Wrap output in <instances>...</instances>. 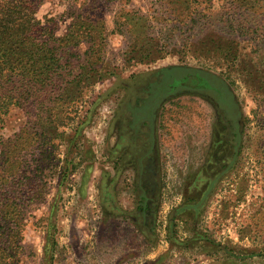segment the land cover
<instances>
[{
	"label": "rangeland",
	"instance_id": "rangeland-1",
	"mask_svg": "<svg viewBox=\"0 0 264 264\" xmlns=\"http://www.w3.org/2000/svg\"><path fill=\"white\" fill-rule=\"evenodd\" d=\"M36 1L64 67L3 85L7 264H264V0Z\"/></svg>",
	"mask_w": 264,
	"mask_h": 264
},
{
	"label": "trees",
	"instance_id": "trees-1",
	"mask_svg": "<svg viewBox=\"0 0 264 264\" xmlns=\"http://www.w3.org/2000/svg\"><path fill=\"white\" fill-rule=\"evenodd\" d=\"M35 2L37 1L0 0V118L8 112L12 104H18L20 100L19 97L4 89L3 85L8 80H13L14 83L22 80L29 89H34L37 85H48L54 73L64 67L62 63L64 55L60 56L55 45L50 42L57 39L54 33L55 28L42 25L37 19ZM80 17L82 14L76 16V18ZM81 38L82 36L79 35L73 36L71 40L65 38L66 50L76 46ZM19 87L14 86L20 94L22 91ZM8 143L3 146L6 151L10 145L16 143V140L14 142L9 140ZM34 160L33 158L31 162L33 163ZM28 162L29 160L21 157L6 186L9 195H0V237L6 236V242H0V264L10 263L18 252L16 250L14 253L13 250L21 247L20 244L15 247V242L18 241L15 237L21 232L22 223L19 222L22 205L20 204L18 209L9 213L6 206H12L16 202L15 198L11 200V195L16 188L25 184L31 194L26 196V200L31 201L36 194L34 184L31 181L24 183L21 177L23 167ZM2 164L4 162L0 166ZM32 190L35 191L32 192ZM15 204L18 205L17 202ZM9 235L15 237L10 238Z\"/></svg>",
	"mask_w": 264,
	"mask_h": 264
},
{
	"label": "water",
	"instance_id": "water-1",
	"mask_svg": "<svg viewBox=\"0 0 264 264\" xmlns=\"http://www.w3.org/2000/svg\"><path fill=\"white\" fill-rule=\"evenodd\" d=\"M174 82L175 84L173 85V87L179 84L190 85L193 87L208 85L207 79L205 77H202L198 73H187L186 75L175 79Z\"/></svg>",
	"mask_w": 264,
	"mask_h": 264
},
{
	"label": "flooded vegetation",
	"instance_id": "flooded-vegetation-1",
	"mask_svg": "<svg viewBox=\"0 0 264 264\" xmlns=\"http://www.w3.org/2000/svg\"><path fill=\"white\" fill-rule=\"evenodd\" d=\"M135 162L136 159H135ZM142 162H144V165L148 166V165H151V159H148L147 161L144 159ZM142 173H140V181L143 180V181H147V179L149 180L151 177H152V174H150L149 172L147 171H144V173L141 175Z\"/></svg>",
	"mask_w": 264,
	"mask_h": 264
},
{
	"label": "crops",
	"instance_id": "crops-1",
	"mask_svg": "<svg viewBox=\"0 0 264 264\" xmlns=\"http://www.w3.org/2000/svg\"><path fill=\"white\" fill-rule=\"evenodd\" d=\"M130 223H131V222H130ZM130 223H129V224H130Z\"/></svg>",
	"mask_w": 264,
	"mask_h": 264
}]
</instances>
